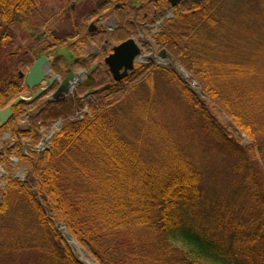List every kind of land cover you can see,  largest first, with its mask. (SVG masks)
I'll list each match as a JSON object with an SVG mask.
<instances>
[{"label":"trees","instance_id":"16d2710c","mask_svg":"<svg viewBox=\"0 0 264 264\" xmlns=\"http://www.w3.org/2000/svg\"><path fill=\"white\" fill-rule=\"evenodd\" d=\"M225 1L182 4L176 17L181 31L169 27L155 41L195 76L264 165V79L253 68L257 53H249L247 63L232 57L246 49L247 28L256 31L254 39L264 37V9L248 13L244 7L241 17L232 10L222 18ZM39 4L0 0V53L13 24ZM10 75L0 77V109L20 95ZM139 78L143 82L131 89L124 84L99 92L105 105L66 121L48 150L18 154L27 170L24 181L8 178L0 193V253L36 252V264H83L61 237L59 222L95 264H264L258 170L175 70L149 64L137 68L131 82ZM169 94H176L179 115L187 119L166 126L162 102ZM42 117L56 121L62 113L54 108ZM31 136L35 144L38 134ZM204 139L235 158L228 174L237 180L227 194L206 192L186 149L205 147Z\"/></svg>","mask_w":264,"mask_h":264},{"label":"rangeland","instance_id":"374dc122","mask_svg":"<svg viewBox=\"0 0 264 264\" xmlns=\"http://www.w3.org/2000/svg\"><path fill=\"white\" fill-rule=\"evenodd\" d=\"M255 3H251V2ZM77 2V6L81 5L79 11L73 16V19L69 23H76L78 25H81V33L84 35L85 28L87 26V22L85 23V26L83 28V16L87 13H92V10L94 9V4L96 0H40V4L38 5V9H36L35 14H33L31 18L26 19L21 25L14 26L12 30V34L17 37L15 42L13 43L12 47L7 51V54L11 53L12 57L10 56H0V77L3 76V69L5 66L8 67V73L11 72V69L14 71L16 70L15 66L16 61L19 59H23L21 56V51L17 52L18 49L23 48L25 40L26 42L33 43V40L38 37L39 33L41 32V27L43 26L44 22L48 21L49 24H47L44 28L45 29H51L56 24V21H60L58 24L60 26V32L63 31L65 25L63 22H65V17L63 16V11L68 10L73 4ZM234 7L232 8V6ZM250 4V5H249ZM241 6L242 9H241ZM248 10V13H252L253 11H259L264 9V0H226L224 4L221 6V10L219 14L222 18H225L229 16V12L233 10L235 11L234 15L239 14L241 17V11L244 12L245 8ZM246 11V10H245ZM252 20V23H255V20ZM57 26V25H56ZM163 27V26H162ZM180 28L181 26L178 25L176 22L175 29ZM11 30V29H10ZM52 30V29H51ZM165 25L161 32L165 31ZM50 31V30H47ZM150 29H148L147 32H144L146 36V40H150ZM256 31H253L252 29H246V38L245 41L242 43H245L246 49L241 48V51L235 52L232 57H235L238 61H246L248 62V57L250 56L249 53L255 52L257 53L255 59L256 64L253 66V68L257 67L256 70L261 72L262 79H264V37L260 40H256L253 38V33ZM59 36L61 34H58ZM183 33H179V39L178 43L180 42L186 43V41L183 42L182 39ZM25 42V43H26ZM182 44L180 46H182ZM24 49V48H23ZM16 54V55H15ZM169 59L176 63L179 68H182L187 75H189V81L191 84L195 83L197 86L199 85L197 82V79L194 78L195 76L189 71L186 70L181 64H178L179 62L172 56V54H169L167 52ZM7 60L8 62H5ZM92 62H89L87 64V67L91 65ZM180 65V66H179ZM158 67H162L159 65ZM166 67V66H165ZM179 68H177L179 70ZM194 76V77H193ZM94 80L97 81L98 84H100L101 88L106 87L105 84L108 83V76L105 73L104 70H100L99 72L94 75ZM142 80H136L134 82H131L127 89H129L132 85L138 84L142 82ZM189 87V86H188ZM200 87V86H199ZM264 87V84L262 85ZM264 89V88H263ZM158 91H163V93H168L167 89L160 87ZM193 94L197 95V98L206 106V108L209 110V112L212 113L213 117L217 121L218 124H220L225 132L227 133L228 137L232 138L233 140L239 142L242 149L245 151L246 158L252 162V166L255 170H258V174L260 175L263 183H264V165L262 164L261 156L256 149L254 151V154H251L246 147L250 146L252 141H250L244 134L239 132L234 124L231 122V120L226 116L225 113L219 111V109L216 107V105L210 101V99L202 93L201 88L199 89L197 87V90H191ZM87 90H84L82 92H78L74 96H80L82 102L81 104H77L75 102L74 106H64L59 109V111L62 113V118L59 120L62 121H68L71 120L78 115H84L85 112L88 110L89 107L93 106L98 109L101 108V106L105 105L103 104L102 95H87ZM99 94V93H98ZM28 94H26L24 97L28 98ZM170 98H164L162 102V107H164V111L162 109V117L166 124V126L171 125L173 123H176V121H185L187 119L186 117H181L179 115V111L181 110V105H179V99L176 97V94L171 95L169 94ZM76 100V99H75ZM122 99L120 98V101ZM73 107V108H71ZM24 109L23 113L25 112ZM168 113L169 120L167 119V116L165 117V114ZM161 117V118H162ZM18 120V121H17ZM14 122L17 126L21 128H25L30 123L27 117H24V114H21L18 119ZM40 121L39 118H34L32 121ZM17 121V122H16ZM31 121V122H32ZM57 122V121H56ZM39 127V124L37 125V128ZM56 123H50L47 126H44L42 128H39L41 138L38 140V144L40 143L41 139L46 137L50 132L55 130ZM4 133V134H3ZM25 142H27V139H22ZM205 147L203 148H195L193 144L191 146H187L186 149L190 152H188L189 156L194 159L195 163L197 164L199 170L202 173V182L203 186L206 189V192L210 194H217V195H224L230 192L231 187H233L234 183L236 182L237 178L234 176H231L228 174V172L233 167V160L235 159L232 157L220 144L215 143L212 139L203 140ZM28 143V142H27ZM12 142L9 138L8 132H0V175H2V179L0 180V188L4 189L5 182L8 178L15 177V176H21L24 177L27 167L22 164V162L18 161V154L15 153V149H12L11 146ZM30 146L29 144L25 147V150L33 149L36 150L37 145ZM9 148V151L6 152L5 148ZM6 148V149H7ZM14 161L12 162V160ZM16 161V162H15ZM237 169V167L235 168ZM1 190V189H0ZM2 191V190H1ZM245 214H250L249 209L247 211H243ZM7 222H5V225ZM56 228L59 231L60 234H63V231H66L63 224L57 222ZM2 224L0 223V234H1ZM63 238V236L61 235ZM65 241V238H63ZM75 241V240H74ZM66 242V241H65ZM76 242V241H75ZM77 243V242H76ZM68 246V245H67ZM72 247V250L75 251L76 249L73 248V246H69V248ZM77 248L79 252H77L76 255L79 259L80 257L83 258V261L86 260H92L89 255L85 252L83 248H81L77 244ZM148 248V247H145ZM81 253V254H80ZM37 263V253L36 252H25V253H14L12 251H7L0 253V264H36Z\"/></svg>","mask_w":264,"mask_h":264},{"label":"flooded vegetation","instance_id":"af4514ba","mask_svg":"<svg viewBox=\"0 0 264 264\" xmlns=\"http://www.w3.org/2000/svg\"><path fill=\"white\" fill-rule=\"evenodd\" d=\"M185 3L187 2L180 1L171 7V0H96L92 13L83 16V28L87 22L83 35L81 25L69 23L81 7V5L78 7L76 2L68 10L63 11L65 17L63 23L67 24L63 31L59 30L63 25L58 26L60 21L52 23L57 25L51 28L52 30L45 29L44 27L49 22H44L41 32L33 40V43L25 40L24 49H18L17 52L21 51L23 59L16 61V70L11 69V72L8 73V67L5 66L3 76L11 74L10 81L18 89L20 97H24L26 94L31 96L38 90H42L40 102L43 103V106L63 107L68 104L75 105V102L81 104V97L74 96L78 92L87 90L88 96L94 95L110 87L123 86L132 78L133 72L127 71L123 78L115 81L109 68L104 64V60L113 53L116 46L132 39L140 53L152 50L150 42L142 33L151 28L161 29L164 25L165 27H174L177 22L176 17L180 14L181 5ZM77 8L79 9L77 10ZM31 17L33 16L29 15L16 21L10 31L12 32L14 26L21 25ZM16 39L17 37L12 34L10 42L0 53L1 57L6 55L12 57L11 53L7 54V51ZM59 49H66L72 58L68 61L65 57L57 56L56 51ZM41 58L45 60L42 64L44 77L37 87L31 89L26 82V76L34 63ZM5 62L8 61L5 60ZM89 62L92 63L87 67ZM99 69L104 70L109 78L104 88H101L100 84L94 80V75L99 72ZM124 70L125 67L122 68L119 76H122ZM60 87L64 88V93L57 101H52L51 94ZM24 98L26 107H29L30 110L37 107L38 104L36 105L35 101L31 102L26 97ZM49 101L54 103H48ZM15 109H13V115L16 113ZM13 119H17V116H14Z\"/></svg>","mask_w":264,"mask_h":264},{"label":"water","instance_id":"95a60500","mask_svg":"<svg viewBox=\"0 0 264 264\" xmlns=\"http://www.w3.org/2000/svg\"><path fill=\"white\" fill-rule=\"evenodd\" d=\"M181 0H171L172 6L177 4ZM188 1H201V0H188ZM132 41H128L120 45L119 47L114 49V54L110 57L106 58L105 64L110 68V72L112 73L115 80H119L121 77L119 76V71L121 68L125 67L126 70L132 69V63L136 55L138 54L137 48H135L134 45H132ZM57 55H63L68 61L69 57L68 54H65L63 51L57 52ZM163 56V55H162ZM165 57V56H163ZM45 62L44 58H41L39 61H37L34 66L31 68L29 74L26 77V82L32 88L33 86L38 85V83L42 80L43 74H42V64ZM171 65V63H169ZM184 79V78H183ZM185 80V79H184ZM61 91H65L64 88H60L55 94L54 98H57L61 95ZM41 93V91H38V93L35 95L38 96ZM23 99H17L15 102H13L9 107H7L5 110L0 111V127H2L11 117L12 111L11 109L18 105L20 102H22ZM63 238H65V241L67 245L71 246L73 245L76 249V253L79 252L77 248L76 242L72 239V237L67 233L64 232L62 234ZM75 253V252H73ZM81 254V253H80ZM85 264H93L92 260L85 261Z\"/></svg>","mask_w":264,"mask_h":264}]
</instances>
